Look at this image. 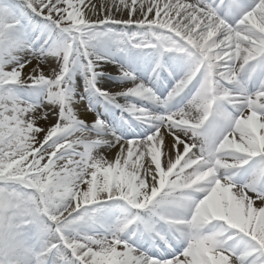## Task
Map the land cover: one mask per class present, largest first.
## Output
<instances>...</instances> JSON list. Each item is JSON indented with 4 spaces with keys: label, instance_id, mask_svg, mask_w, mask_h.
Masks as SVG:
<instances>
[{
    "label": "snow or ice",
    "instance_id": "1",
    "mask_svg": "<svg viewBox=\"0 0 264 264\" xmlns=\"http://www.w3.org/2000/svg\"><path fill=\"white\" fill-rule=\"evenodd\" d=\"M0 264H264V0H0Z\"/></svg>",
    "mask_w": 264,
    "mask_h": 264
},
{
    "label": "rangeland",
    "instance_id": "2",
    "mask_svg": "<svg viewBox=\"0 0 264 264\" xmlns=\"http://www.w3.org/2000/svg\"><path fill=\"white\" fill-rule=\"evenodd\" d=\"M95 2H97V3H101V2H103L102 0H95Z\"/></svg>",
    "mask_w": 264,
    "mask_h": 264
},
{
    "label": "bare ground",
    "instance_id": "3",
    "mask_svg": "<svg viewBox=\"0 0 264 264\" xmlns=\"http://www.w3.org/2000/svg\"><path fill=\"white\" fill-rule=\"evenodd\" d=\"M103 1V0H102ZM26 71H27V69H26ZM45 72L47 73V69L45 70ZM87 119H91V117L89 116V117H87Z\"/></svg>",
    "mask_w": 264,
    "mask_h": 264
}]
</instances>
